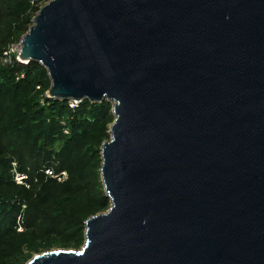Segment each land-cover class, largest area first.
I'll return each instance as SVG.
<instances>
[{"label": "water", "instance_id": "95a60500", "mask_svg": "<svg viewBox=\"0 0 264 264\" xmlns=\"http://www.w3.org/2000/svg\"><path fill=\"white\" fill-rule=\"evenodd\" d=\"M20 48L115 117L109 211L28 264H264V0H52Z\"/></svg>", "mask_w": 264, "mask_h": 264}, {"label": "trees", "instance_id": "16d2710c", "mask_svg": "<svg viewBox=\"0 0 264 264\" xmlns=\"http://www.w3.org/2000/svg\"><path fill=\"white\" fill-rule=\"evenodd\" d=\"M40 8L38 3L32 4L29 0L14 2L0 0V50L2 51H0V55L9 45L15 27L20 32L27 33ZM33 64L35 67L41 68L40 65ZM44 75L47 77L46 73ZM27 89L18 91L19 88L15 85L6 91L0 89V98L3 100L0 102V198L13 197L14 201L20 205H22L21 202L28 205L24 222L26 231L38 232L41 230L45 234L66 232L65 235H71L72 241L82 240L83 236L80 233L84 232L86 220L96 216L110 205V200L106 195L99 194L95 173L101 169L102 156L98 149H93L102 146L103 142L110 139L109 130L114 122V116L109 113L110 109L106 107H110V105L105 102L100 106L103 108V114L97 123L93 126L90 125L81 135L71 139V141L73 140L72 145L66 149L67 154L58 161V168L55 169L57 173L66 172L67 174V179L63 183H59L56 178L48 177L44 168L43 170L39 169V163L48 161L46 157L43 158L41 153L30 149L23 151L17 141L19 139L16 138L18 143L15 140V142H7V139L15 131L14 121L23 115L21 112L19 115L16 114L14 109L24 108L20 104L21 101L30 97L31 91L27 92ZM6 102L10 108L6 107ZM85 104L92 105L86 101ZM80 108L81 106L78 107V109ZM14 115L16 116L14 117ZM89 148H92L91 151ZM16 160L20 162L21 170L22 167H25V162L30 160L35 163V167L40 171L37 177H34V179L38 178V187L33 185L28 189L25 186H18L13 181L12 164ZM46 165L45 168L51 170L52 166ZM53 169L52 172H54ZM21 170H19L20 173H23ZM16 194H19L17 199ZM72 198L74 199L72 206L67 205ZM20 205L14 203L9 215L3 216L0 213V247L7 246L9 239L16 233L13 228L16 226V213L21 212ZM49 206L51 210L48 209ZM44 208L51 212L45 213Z\"/></svg>", "mask_w": 264, "mask_h": 264}, {"label": "rangeland", "instance_id": "374dc122", "mask_svg": "<svg viewBox=\"0 0 264 264\" xmlns=\"http://www.w3.org/2000/svg\"><path fill=\"white\" fill-rule=\"evenodd\" d=\"M9 1L14 2L16 0ZM29 1L32 4L38 3L40 7H44L52 0ZM25 35L26 33L20 32L17 27H15L8 46L20 45ZM2 61L3 53L0 55V89L6 91V89L15 85L17 88H19L18 91H25L27 87V92L31 91L30 97L26 98L20 103L24 108L21 110L14 109L16 114L19 115V112H21L23 115L20 116V118L17 117V119L14 121L15 131H13V135L7 139V142H15L16 138L19 139L17 141H19L23 151H28V149H30L34 152L41 153L43 158L45 159L46 157L48 161L45 163H39V169L43 170L44 168V172L48 177H54L59 181V183H63L67 179V174L66 172L57 173V170L55 171V169L58 168V161L62 160L64 155L67 154L66 149L71 146L73 142L71 139L81 135L85 130L88 129V127H90V125L93 126L102 117L103 108L100 106H102L105 102L100 105L88 106V104H85V102L72 104L71 101L60 102L51 100L48 98V92L51 88V81L47 71L41 66V68H37L33 63L24 64L19 62H15L14 65L8 66L3 65ZM44 73L47 74V77H45ZM2 101L3 100L0 98V102ZM8 105V102H6V107ZM109 105L110 107H106L110 109L109 113L114 116L113 107L110 103ZM80 106L81 108L78 109ZM8 108H10V106H8ZM15 116L16 115H14V117ZM17 141L16 143H18ZM102 146L98 148H92L95 150L98 149L101 155ZM46 164H50L52 166L51 170L54 168V172L45 168V166H47ZM12 165L13 170L11 172V176H13V181L18 186H25L28 189H30V187L33 185L37 187L39 186L38 178L34 179V177H37L38 173L40 172L35 167V163L30 160L25 162V167H22V170L18 160L14 161ZM19 170L23 171V173H20ZM95 175L97 177V185H99V194L101 196H105L106 194L102 182L101 169H99ZM19 176L21 178L23 177L24 179L20 181L21 178H19ZM39 190H41V187H39ZM15 197L17 199L19 194H16ZM14 203L20 205V203L14 201L13 197H1L0 213L3 216L6 214L9 215ZM21 203L22 205L19 206L21 208V212L16 213L17 221L16 226L13 228L14 231L16 230V233L13 234L9 239L7 246L0 247V264H28L35 256L46 253H52L56 251H82L86 242L85 229L84 232L80 233L83 236L82 240L78 241H72L71 235H65L66 232L63 234H45L44 231L41 230L38 232L26 231L24 222L26 219L25 211L27 210L28 205L24 202ZM73 203L74 199L72 198L70 199V202L67 203V205L72 206ZM48 209L51 210V207L49 206ZM109 209L110 205L97 215L107 213ZM44 210L45 213L51 212L46 208H44Z\"/></svg>", "mask_w": 264, "mask_h": 264}, {"label": "built area", "instance_id": "2783aa9c", "mask_svg": "<svg viewBox=\"0 0 264 264\" xmlns=\"http://www.w3.org/2000/svg\"><path fill=\"white\" fill-rule=\"evenodd\" d=\"M20 45H12V46H8L4 51H3V61L2 64L3 65H8V66H12L14 65L15 62H19V56H20ZM72 104L78 103V102H73L71 101ZM19 178H21L19 176ZM24 178L22 177L20 179V181H22Z\"/></svg>", "mask_w": 264, "mask_h": 264}]
</instances>
